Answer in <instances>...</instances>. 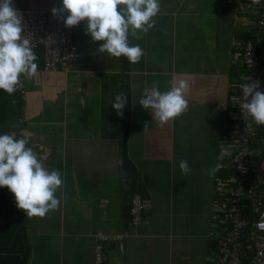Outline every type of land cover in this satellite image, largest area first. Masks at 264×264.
<instances>
[{
	"label": "crops",
	"instance_id": "1",
	"mask_svg": "<svg viewBox=\"0 0 264 264\" xmlns=\"http://www.w3.org/2000/svg\"><path fill=\"white\" fill-rule=\"evenodd\" d=\"M58 4L14 0L16 9ZM256 5L252 0H159L155 26L138 39L129 36V43L143 50L134 64L97 52L102 42H92L81 21L73 32L78 64L72 72L45 73L43 56L36 61L37 74L26 80L23 103L0 90V133L26 136L40 162L59 169L63 178L55 193L59 207L21 221L29 234L28 264H97L99 232L126 235L123 244L106 246L103 264H222L214 242L216 216L233 184L227 151L236 127L231 97L250 73L240 62L248 41L257 43L264 71V29L258 34ZM173 74L189 83L187 107L160 126L138 101L153 82L166 91ZM118 93L129 105L123 115L111 107ZM125 137L141 182L133 195L122 171ZM250 148L256 162L264 151V126ZM221 152L226 153L222 160ZM181 159L192 169L186 175L178 166ZM135 195L146 204L137 227L129 214ZM13 225L1 214L0 227ZM10 237L0 232V258L8 256Z\"/></svg>",
	"mask_w": 264,
	"mask_h": 264
},
{
	"label": "clouds",
	"instance_id": "2",
	"mask_svg": "<svg viewBox=\"0 0 264 264\" xmlns=\"http://www.w3.org/2000/svg\"><path fill=\"white\" fill-rule=\"evenodd\" d=\"M264 5V0H252ZM61 7L53 8V15L67 12V27L84 22V32L92 42L101 41L97 52L111 57H125L129 63L141 59L143 50L138 44H130L129 36L139 38L155 26L153 19L159 12V0H60ZM22 16L14 7V0H0V90L13 94L21 76L31 80L37 74L38 60L30 41L22 35ZM168 89L161 91L156 82L145 87L139 104L150 110L152 118L160 126L182 113L187 107L185 93L189 83L173 74ZM243 103L239 106L251 122L264 126V91L254 83L240 85ZM127 105L124 93L115 95L111 107L117 115H123ZM246 120V119H245ZM249 126L248 120H246ZM26 136L15 137L0 133V187L7 186L13 194L15 206L28 218L44 217L60 205L61 197L55 193L61 188L63 178L56 168L48 169L39 160ZM226 155L221 152L218 159ZM182 175L192 171L187 160L178 163ZM219 165L209 169L214 174Z\"/></svg>",
	"mask_w": 264,
	"mask_h": 264
},
{
	"label": "built area",
	"instance_id": "3",
	"mask_svg": "<svg viewBox=\"0 0 264 264\" xmlns=\"http://www.w3.org/2000/svg\"><path fill=\"white\" fill-rule=\"evenodd\" d=\"M52 8L17 9L22 16V35L30 41L34 49L38 45L44 47L45 73H70L78 64L77 46L74 40V26L67 27L64 17L67 12L53 15ZM260 9L258 34L264 29V5H256ZM242 49L241 63L249 72L242 81L264 88V71L262 55L258 52L257 43L248 41ZM26 79L21 76L16 85L15 96L19 101L26 100ZM242 92L231 97V116L236 122L232 132V154L234 177L232 185L226 190L227 199L218 209L216 216V234L214 235L218 257L222 264H264V151L255 162L251 159V142L259 137L260 126L251 122L247 113L240 109L243 103ZM248 120L249 126L246 123ZM256 182L253 184V175ZM146 204L140 195L133 196L129 209L131 224L138 226L144 220ZM125 234L99 232L96 235V263L105 261L106 246L115 243L123 244Z\"/></svg>",
	"mask_w": 264,
	"mask_h": 264
},
{
	"label": "trees",
	"instance_id": "4",
	"mask_svg": "<svg viewBox=\"0 0 264 264\" xmlns=\"http://www.w3.org/2000/svg\"><path fill=\"white\" fill-rule=\"evenodd\" d=\"M35 54L38 57L37 61H40L44 56V47L43 45H38L34 49ZM129 105L125 107V112L128 111ZM126 122V117H125ZM126 137L122 141V162H123V177L126 180L127 184L130 185L132 195L138 192V184H141L140 177L138 172L134 166V164L130 161L129 157L127 156L126 151ZM0 202H1V214L2 218L5 216V219L9 223H13V226H8L6 228L0 227V232H7L8 234L14 236L13 240L10 237L9 241L6 244L8 250V256H4L0 258L1 262H7V264H28L30 258V243H29V234L27 227L24 223H22V219L26 217L23 210L18 209L15 206V200L13 194L8 190L7 187H0ZM0 214V216H1ZM131 222V217H130ZM19 245L18 248H22L20 251H15V248Z\"/></svg>",
	"mask_w": 264,
	"mask_h": 264
},
{
	"label": "rangeland",
	"instance_id": "5",
	"mask_svg": "<svg viewBox=\"0 0 264 264\" xmlns=\"http://www.w3.org/2000/svg\"><path fill=\"white\" fill-rule=\"evenodd\" d=\"M20 103H23L22 101H20ZM49 169V168H48Z\"/></svg>",
	"mask_w": 264,
	"mask_h": 264
}]
</instances>
